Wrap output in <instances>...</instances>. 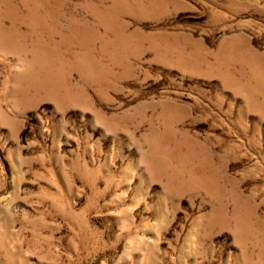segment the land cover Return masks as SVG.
Wrapping results in <instances>:
<instances>
[{"label": "rangeland", "instance_id": "1", "mask_svg": "<svg viewBox=\"0 0 264 264\" xmlns=\"http://www.w3.org/2000/svg\"><path fill=\"white\" fill-rule=\"evenodd\" d=\"M0 264H264V0H0Z\"/></svg>", "mask_w": 264, "mask_h": 264}]
</instances>
